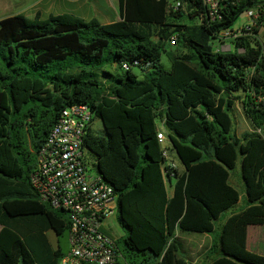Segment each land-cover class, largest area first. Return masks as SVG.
I'll use <instances>...</instances> for the list:
<instances>
[{
	"label": "trees",
	"instance_id": "1",
	"mask_svg": "<svg viewBox=\"0 0 264 264\" xmlns=\"http://www.w3.org/2000/svg\"><path fill=\"white\" fill-rule=\"evenodd\" d=\"M180 1L173 12L170 0H119L121 20L107 25L70 15L0 21V264H57L65 254L48 234L66 235L68 216L39 200L29 174L59 114L76 103L89 104L104 129L105 137L89 130L85 147L117 195L127 252L188 264L179 235L212 234L240 201L229 184L239 162L246 207L222 224L208 264H264L246 246L247 228L264 227V45L243 36L216 51L246 8L209 23L201 0ZM238 104L252 127L241 136ZM160 131L182 170L165 165Z\"/></svg>",
	"mask_w": 264,
	"mask_h": 264
},
{
	"label": "built area",
	"instance_id": "2",
	"mask_svg": "<svg viewBox=\"0 0 264 264\" xmlns=\"http://www.w3.org/2000/svg\"><path fill=\"white\" fill-rule=\"evenodd\" d=\"M201 3L209 23L221 20L224 10L246 8L242 14L246 22L237 30L222 31L216 51H229L231 42L243 36H251L260 43V35L264 34V0H201ZM170 6L177 12L182 2L170 0ZM175 41L171 36L168 44L174 46ZM137 65V62L123 63L121 69L127 71ZM93 120L89 104L76 103L64 108L37 150L35 167L29 174L39 200L68 216V250L57 264H126L121 262L115 242L105 230L106 223L117 218V195L97 172L96 164L88 165L84 155L85 139ZM157 140L165 165L174 167L168 163L165 134L160 131Z\"/></svg>",
	"mask_w": 264,
	"mask_h": 264
},
{
	"label": "rangeland",
	"instance_id": "3",
	"mask_svg": "<svg viewBox=\"0 0 264 264\" xmlns=\"http://www.w3.org/2000/svg\"><path fill=\"white\" fill-rule=\"evenodd\" d=\"M5 4H6V1L2 5H5ZM19 4H22V3L21 2H17V3L11 2L10 4H7L3 7H0V21L4 18H7V17L16 16V14H18V12H16L17 9L19 7H21ZM245 22H246L245 16L241 15L237 19V21L234 23V25L232 26V30L239 29ZM259 41H260V43L258 42V44H264V34L260 35ZM213 47H214V49H216L218 47L217 43H214ZM232 47L233 46L231 44V48ZM160 60L166 69L170 68V61L168 60L167 56L164 53L161 55ZM133 71L135 73H137L138 75H140V79H142V76L140 74V70L138 68H134ZM113 72L115 73V71H113ZM118 72L121 73V71H118ZM232 117L234 119V131L237 132L238 136H241L244 132L252 130V127H251L250 123L248 122L247 118L245 117V115L243 114V112L241 110V106L239 104L237 105L236 110H234V112L232 113ZM158 126L160 129L159 124H158ZM91 131L97 136L105 137L104 129L101 125V122L97 119H94L92 121ZM262 135H264V133H262ZM84 155H85V159H86L88 165L92 166V165L96 164V158L91 152L85 150ZM203 160L204 161L214 160V158H213L212 154L206 153L203 156ZM168 163L174 165L173 168L181 167L179 160L174 153L169 154ZM229 184L234 189H236L238 192H240V201L236 205L231 207L230 209L226 210L219 217V219L214 222V232L211 234L212 238H217L219 236V234L221 232L222 224L225 222V220L228 217H230L233 214H237V213L241 212L246 207V197H245V194L243 192V182L241 179L239 162L236 163L235 169L230 172ZM171 189H172L171 187H169V186L167 187L168 194L171 193ZM106 225H107V228L105 229L106 233H108L110 235V237L114 240L117 252L119 255H121V259H120L121 262H123V263L126 262L128 264H132L131 263V261H132L134 264H156L152 259L148 260L146 263L143 262L142 260L147 258L145 255H142L139 253H134L132 251H130V252L126 251L125 245L123 243V240L125 237V230L118 224L117 219H115V218L110 219L106 223ZM248 230H256L258 232V233L250 234L248 240H249V243L251 244V246L255 247L258 250V253L264 254V227H249V228H247V231ZM199 235L200 234H187V233L180 234L181 247L182 248L179 252V256L184 258L188 262V264H208L209 263L208 260L210 258H213V257H204L202 259L197 258V260L194 263L192 262V257H191L192 255L190 253L187 240L189 237L199 236ZM48 237H49L50 242L53 244V246L58 245L64 253L67 252V250H68L67 234L60 236V237H56L54 235V233L50 232L48 234ZM247 245H249V244L247 243Z\"/></svg>",
	"mask_w": 264,
	"mask_h": 264
},
{
	"label": "crops",
	"instance_id": "4",
	"mask_svg": "<svg viewBox=\"0 0 264 264\" xmlns=\"http://www.w3.org/2000/svg\"><path fill=\"white\" fill-rule=\"evenodd\" d=\"M5 1V5L11 2H21L22 4H19L21 7L17 9L18 14L16 16L21 15L27 19H34L36 16L46 19L49 16L70 15L84 21L95 19L102 25L121 20L119 0H0V7L5 6L2 5ZM178 168L182 170L181 167ZM253 233L258 232L248 230L247 238ZM212 239L211 234H200L188 238L193 263L197 258L208 257ZM247 249L258 252L251 244L247 245ZM208 261H211V259Z\"/></svg>",
	"mask_w": 264,
	"mask_h": 264
}]
</instances>
